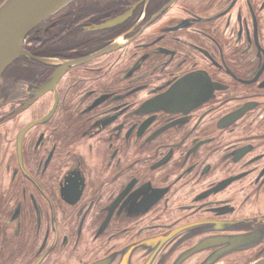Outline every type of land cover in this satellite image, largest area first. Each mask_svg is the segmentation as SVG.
I'll return each mask as SVG.
<instances>
[{
    "label": "flooded vegetation",
    "instance_id": "flooded-vegetation-1",
    "mask_svg": "<svg viewBox=\"0 0 264 264\" xmlns=\"http://www.w3.org/2000/svg\"><path fill=\"white\" fill-rule=\"evenodd\" d=\"M23 50L0 264L264 259V0H73Z\"/></svg>",
    "mask_w": 264,
    "mask_h": 264
},
{
    "label": "water",
    "instance_id": "water-1",
    "mask_svg": "<svg viewBox=\"0 0 264 264\" xmlns=\"http://www.w3.org/2000/svg\"><path fill=\"white\" fill-rule=\"evenodd\" d=\"M73 0H5L0 6V77L25 52L27 34ZM253 264H264V259Z\"/></svg>",
    "mask_w": 264,
    "mask_h": 264
}]
</instances>
